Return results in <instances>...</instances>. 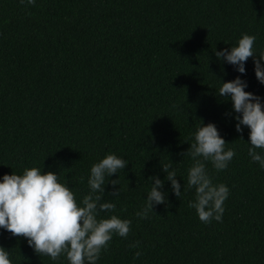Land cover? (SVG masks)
Masks as SVG:
<instances>
[{
  "label": "trees",
  "instance_id": "16d2710c",
  "mask_svg": "<svg viewBox=\"0 0 264 264\" xmlns=\"http://www.w3.org/2000/svg\"><path fill=\"white\" fill-rule=\"evenodd\" d=\"M243 34L256 37L255 55L264 51V0H0V182L51 171L83 206L91 166L115 154L127 165L106 177L103 199L116 207L98 219L130 220V232L113 234L96 264H264V168L249 155L250 130L236 131L230 97L219 96L239 76L264 104V84L252 57L241 74L215 55ZM209 123L235 155L221 171L204 161L230 190L222 222L205 224L188 206L187 150ZM149 177L164 181L166 203L141 219ZM0 247L12 264H69L2 228Z\"/></svg>",
  "mask_w": 264,
  "mask_h": 264
},
{
  "label": "clouds",
  "instance_id": "9594fccd",
  "mask_svg": "<svg viewBox=\"0 0 264 264\" xmlns=\"http://www.w3.org/2000/svg\"><path fill=\"white\" fill-rule=\"evenodd\" d=\"M27 3L35 5V0H27ZM255 40V36L243 34L238 46L216 51L215 55L218 60L223 59L235 66V70L241 74H246L245 62L252 57L256 78L264 84V66L261 64L264 51L259 55L254 54ZM247 86V82L237 76L232 81L222 83L219 96L230 97L235 113L239 114L235 117L236 131L242 132V125L250 130L249 155L264 168V156L256 151L264 150V104L259 96L244 90ZM225 144L216 126L209 123L196 130L194 142L187 150L194 161L188 169L187 187L195 188V201L189 202L188 206L196 210L199 220L205 224L212 219L222 222L225 211L223 204L230 190L224 184L212 183L204 163L210 161L217 171L226 169L235 152L225 150ZM126 165L127 161L115 154H108L94 163L88 178L90 192L83 197V206L77 203L74 193L65 184L58 182L56 173H42L41 169L32 167L25 168L22 175L5 174L0 182V228L13 236L26 238L38 255L57 260L61 254H65L69 264H96L101 251L107 250L113 234L127 238L130 232V220H122L116 215L98 219L100 213L114 211L116 207L103 199L106 177L117 174ZM170 168L171 164L162 166L167 174L165 179L171 182L172 191L180 197L181 185L176 179V172L169 171ZM149 180L155 183L151 186L143 210L136 213L141 219L147 218L155 205L166 203V194L158 190L163 189L164 181L157 177H149ZM117 181L111 180L110 183L115 186ZM119 191L110 195L118 197ZM131 247H138V244ZM141 255L137 251L134 258ZM0 264H12L9 253L3 247H0Z\"/></svg>",
  "mask_w": 264,
  "mask_h": 264
}]
</instances>
